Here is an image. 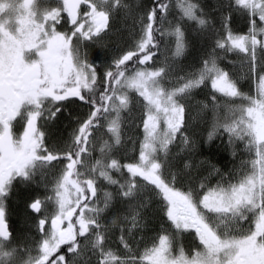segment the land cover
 <instances>
[{
	"label": "snow or ice",
	"instance_id": "snow-or-ice-1",
	"mask_svg": "<svg viewBox=\"0 0 264 264\" xmlns=\"http://www.w3.org/2000/svg\"><path fill=\"white\" fill-rule=\"evenodd\" d=\"M118 17L126 45L91 62ZM204 89L203 142L247 157L227 171L188 133ZM20 187L32 236L8 219ZM0 264H264V0H0Z\"/></svg>",
	"mask_w": 264,
	"mask_h": 264
},
{
	"label": "trees",
	"instance_id": "trees-1",
	"mask_svg": "<svg viewBox=\"0 0 264 264\" xmlns=\"http://www.w3.org/2000/svg\"><path fill=\"white\" fill-rule=\"evenodd\" d=\"M240 21L237 22V24L234 27L239 28L242 31H246L247 29L242 28ZM93 51L95 53H92V61L99 65L101 62H105L103 58L101 57V54L97 55V45L92 46ZM91 48V49H92ZM100 50V49H99ZM200 44L198 41H192L191 46L188 49L187 53V59H184L182 63L185 66V69H190L187 66L195 64L196 61L200 57ZM228 59L232 61H239V57L233 54L228 55ZM222 66L225 67H231L230 64L227 63V61H222ZM191 70V69H190ZM241 84V90L245 93H248L250 95H255V85L253 84V81L247 80L245 78H241L240 81ZM197 96L199 99H205V94H203L202 91L197 92ZM210 125V124H208ZM71 124L69 121L64 119V117H61V119L53 126L50 128V137L51 139H63L67 138L68 133L71 131ZM193 129L190 130L191 133H195L196 135L194 136L195 139H197L200 143L198 145L197 149V156L196 159H204L208 158L212 160L214 163H216L219 167L223 168L225 171L228 169L232 168L233 163H239V160L241 158H247V157H240L237 156L236 160L233 161L230 151L225 149L224 143L220 139H215L211 143H204L203 141L206 139V126H202L200 122H195L193 125ZM195 130V131H194ZM194 131V132H193ZM202 133V135H200ZM242 147V146H241ZM215 183V181H213ZM27 191L23 188L20 187L18 188L16 194L10 198L9 201L6 203L8 204V219L10 226L12 230L17 234V235H27V236H32L35 235V229L32 227L34 224L35 220L37 217L32 215L31 213H27L24 209V202L27 198ZM145 216L148 218L147 219V225H148V231L144 233L146 237H150L154 234H156L157 230L159 229V222L155 218L153 212L151 209L147 210L145 212ZM111 219V216H109V220ZM248 225H245V228H247ZM119 235V232L116 231L113 237V241L115 240V236ZM139 235V234H138ZM191 240L192 237L188 236L185 234L181 242L185 246L186 250L190 251L191 250ZM112 247H117V245L113 242ZM141 250L143 249L144 245L141 244ZM179 245H177V248Z\"/></svg>",
	"mask_w": 264,
	"mask_h": 264
},
{
	"label": "rangeland",
	"instance_id": "rangeland-1",
	"mask_svg": "<svg viewBox=\"0 0 264 264\" xmlns=\"http://www.w3.org/2000/svg\"><path fill=\"white\" fill-rule=\"evenodd\" d=\"M128 23L131 22L129 21ZM127 41H128V30L124 27L120 18L118 17L116 20L113 21L112 31L104 37L103 44L106 47L102 48L100 45H97V49H98L97 55L101 54V57L105 61L104 63H107L108 61L111 60L113 54L117 51V49L124 47ZM88 48H90V46ZM157 59H163V57L158 56ZM185 70L190 71V69H185ZM253 84L255 85V91H256V83L253 82ZM207 93H208V89H204L203 94H205V99H199V97L197 96L198 94H196L194 99L190 101V104L192 106L190 107V111H189V124H190V127L188 129L189 135H192L190 130L194 128L193 125L195 122L198 121L200 122V124H202V126H207L208 124L211 123L213 119V113L211 111H208L205 114H200L199 105H197L196 103V101H205L206 99H208ZM192 117H196L195 120H193ZM205 122H207V124ZM131 149H132V145L131 143H129L127 145V150L129 155H131ZM176 151H178V148L174 147L173 152Z\"/></svg>",
	"mask_w": 264,
	"mask_h": 264
},
{
	"label": "flooded vegetation",
	"instance_id": "flooded-vegetation-1",
	"mask_svg": "<svg viewBox=\"0 0 264 264\" xmlns=\"http://www.w3.org/2000/svg\"><path fill=\"white\" fill-rule=\"evenodd\" d=\"M92 48V46H90V48H87V49H82V51H86L87 52V54H88V59H91L92 58V53H95L94 51H93V48ZM20 130V128H19V126L17 127V131H19Z\"/></svg>",
	"mask_w": 264,
	"mask_h": 264
}]
</instances>
